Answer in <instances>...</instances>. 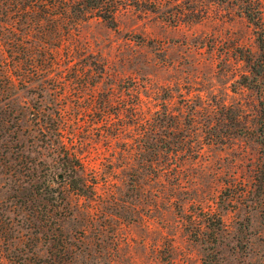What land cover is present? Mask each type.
Here are the masks:
<instances>
[{
    "label": "rangeland",
    "instance_id": "obj_1",
    "mask_svg": "<svg viewBox=\"0 0 264 264\" xmlns=\"http://www.w3.org/2000/svg\"><path fill=\"white\" fill-rule=\"evenodd\" d=\"M116 4L115 26L70 14L66 41L30 40L45 54L15 95L25 180L50 178L58 202L1 189L0 264H264V50L246 3ZM39 113L62 114V141L43 140ZM67 151L94 184L71 207Z\"/></svg>",
    "mask_w": 264,
    "mask_h": 264
},
{
    "label": "trees",
    "instance_id": "obj_2",
    "mask_svg": "<svg viewBox=\"0 0 264 264\" xmlns=\"http://www.w3.org/2000/svg\"><path fill=\"white\" fill-rule=\"evenodd\" d=\"M242 1L246 3L244 12L255 27L257 41L263 51L262 3L260 0ZM116 2L117 0H83L81 7L75 8V0H0V193H2L1 189L6 187L12 190L18 189L25 204L58 202V199L48 198V195L55 192L52 190L53 184L50 178L43 182L37 180L35 184L25 180L26 177H30L28 173L37 170L33 162L30 161L29 164L27 160L23 161L26 139L22 138L25 136L24 133L21 134L22 123L25 122V115H30L31 112H27L24 106L17 103L15 95L18 90L26 88L31 83L36 61L38 59L42 61L41 58H44L45 54L41 52L37 56L32 51L33 44L30 40L35 41L40 48L46 49L49 42L45 40L66 41V37H69L77 27L68 22L63 25L60 23L66 18L70 19V14L76 15L79 20L99 17L110 26H115ZM40 66L36 72L38 75L46 72ZM260 67L262 66L259 65L256 69V66H253L252 73L256 78L264 76ZM39 115H42L40 117L42 127L39 131L43 133V140L51 143L62 141V114L45 116L39 113ZM66 153L68 156L64 157L61 163L66 175H63L60 185L65 188L63 202L71 207L75 198L77 200L90 196L94 191V184H89L84 176L78 174L83 170V164L77 154L73 153L71 157L70 152ZM3 201L0 197V203ZM54 217L55 214L50 209H45L41 217L36 219L42 223H50L55 219ZM59 244L66 249L63 243Z\"/></svg>",
    "mask_w": 264,
    "mask_h": 264
}]
</instances>
